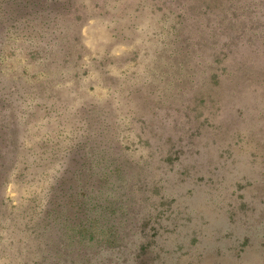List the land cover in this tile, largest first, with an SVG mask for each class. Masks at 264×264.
Returning <instances> with one entry per match:
<instances>
[{
  "label": "rangeland",
  "instance_id": "obj_1",
  "mask_svg": "<svg viewBox=\"0 0 264 264\" xmlns=\"http://www.w3.org/2000/svg\"><path fill=\"white\" fill-rule=\"evenodd\" d=\"M73 1L72 34H59L69 76L80 78L47 93L41 82L22 88L15 112L45 102L54 114L27 119L20 133L39 123L51 133L56 117L62 133L20 153L17 104L0 101V264H264V0ZM45 59L32 60L35 82L52 75ZM133 83L137 114L83 113L91 99L127 97ZM75 111L88 164L72 196L44 199L28 184L41 173L34 159L51 171L71 147ZM76 210L90 227L81 240L65 229Z\"/></svg>",
  "mask_w": 264,
  "mask_h": 264
},
{
  "label": "trees",
  "instance_id": "obj_2",
  "mask_svg": "<svg viewBox=\"0 0 264 264\" xmlns=\"http://www.w3.org/2000/svg\"><path fill=\"white\" fill-rule=\"evenodd\" d=\"M73 2V0H0V79H2V81H0V101H8L9 98L12 102L17 104V107L10 118V122L13 123V138L16 139L18 145L17 150L19 148L20 153L23 152V150L30 149L31 151L29 152H33L36 147H39V144L41 145L48 140L52 135V130L55 132L54 136L62 133L63 123L54 122L55 120H58V117L53 121L51 133H49V128L45 131H41V123H39L37 127H33V130L30 129L29 134L20 133L19 126H24L23 129L26 128L28 126L27 119L35 118L39 120L37 115L43 111L53 113L51 110H43L44 108L46 109L45 102L38 101V105L34 103L29 104L28 106L31 107V109L23 113V116L17 113H19V109H23L21 108L20 103H23L26 99V95L20 92L22 88L25 89L28 86L30 88L31 84H38L41 82L39 85L42 86V91L47 93L48 90H51L52 82L56 80L63 83L67 78H73L74 74H76L77 79L80 78L81 74L79 72H75L69 76L71 72V65L67 63L68 61L70 62L68 58L69 51H67L64 46L59 34L60 31H64L69 35L72 34L71 29L65 25L64 18L72 16V13L70 12L74 10ZM16 52H20V54H17ZM14 57H24L25 60H19ZM42 57H46L41 63H43L48 69L49 74L53 75V73H57L58 77L53 79L51 75V77H48L45 82H35L38 72L35 70L32 60L34 58L41 59ZM10 61L21 62L22 69L14 71L15 73H6V69L10 67ZM15 74L17 77L13 78L15 77ZM40 74H44V72H40ZM11 79L15 80L12 81ZM48 83L50 84L47 85ZM136 85L133 83V86L131 87L135 89L134 92L122 99L120 96L115 97L117 92H112L107 102L104 104L96 103L91 99V101L87 102L86 110L83 113H93L99 108L101 111H107L105 107H109L114 109L113 111L120 117V121H122L123 118V109H126L127 113L130 115L137 114L138 109L141 106L140 100L142 94L140 95V91L137 89V87L139 88V84ZM9 88H11V91L16 92L9 94ZM53 92L56 93V96H59V91L53 90ZM38 94L43 95L42 92ZM134 102H137L136 105ZM95 108L98 109L96 110ZM77 111H75L74 116L75 136L72 137V140H69L72 142L70 145L71 147L67 149L66 146L65 149L56 156L55 164L51 168V171L46 165L39 163V160L34 159L36 166L41 169V173L39 178L34 182L29 180L28 184L30 187L33 183L34 186L38 185L41 187L39 191L42 189V195L45 194L44 199L51 195V199L53 200L58 198L65 200L66 197L68 198L72 196L73 191L71 192L70 190L73 188V181L81 172V167L88 164V162H86L88 153L84 154L83 149L85 150L87 147L90 148V138H88V142L85 141L84 143H82L81 140L77 141L76 139V137L79 138L78 134L82 129L80 126L85 124L84 120L80 121L83 117H81ZM90 120L91 118H85V121L87 122V130L90 127ZM5 127L7 126L5 125ZM97 144L98 142H95L93 145ZM93 145L91 148H93ZM119 173L120 169H113L110 171V177L108 178H111V175L118 176ZM45 183L47 184L45 185ZM47 185L48 187L44 188ZM33 191L34 198L36 199L37 192L35 190ZM79 195L80 194L77 196ZM76 201L77 197L73 198L70 201L72 204L71 206L77 207ZM79 208L80 207L77 209ZM40 212L41 208L38 213ZM71 212V216L68 217V221L71 224L65 226V229L81 236V238H79L81 240L90 232V227H87V224L81 219L83 218L81 217L82 212L76 210L70 211L69 213ZM109 233L112 235L111 232H108V234Z\"/></svg>",
  "mask_w": 264,
  "mask_h": 264
}]
</instances>
